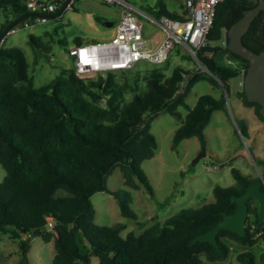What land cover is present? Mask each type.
<instances>
[{
  "label": "trees",
  "instance_id": "obj_1",
  "mask_svg": "<svg viewBox=\"0 0 264 264\" xmlns=\"http://www.w3.org/2000/svg\"><path fill=\"white\" fill-rule=\"evenodd\" d=\"M26 2L0 0V10L6 17L0 24V34L11 20L28 12ZM258 2L221 1L208 42L198 54L201 63L213 74L211 77L227 92L231 80L242 75V68H248L249 61L218 43L225 42L227 29ZM158 4L165 6L163 0ZM154 8L148 7L146 11L153 12L157 18L182 17L177 11L157 10V5ZM243 40L256 51L264 50V10ZM225 53L233 56L238 69L223 63ZM127 69L130 68L120 70ZM100 74L82 78L73 66L36 87L25 53L17 48L0 47V164L6 171L0 184V231L21 239L20 264H30L29 238L38 229L46 241L54 240L56 253L52 264H96V261L98 264H203V254L211 261L227 258L232 250L230 239L248 247H254L260 237L264 239V222L249 217L243 236L222 229L217 236L218 246L201 241L191 245L196 235L218 223L222 211L236 210L231 195L243 194L252 180L235 167L232 169L237 183L216 186L214 202L183 208L140 234L131 231L124 236V222L114 225L96 222L92 196L98 191L112 192L123 216L138 219L131 206L132 192L127 188L110 190L108 178L120 167L126 185L139 188L142 183L153 193L142 162L152 158L158 148L151 122L160 112L167 110L182 120L184 114L179 106L188 108L174 135L173 149H177L181 141L190 137H198L202 146H206L205 130L213 112L227 109L224 94L219 99L213 94H202L193 107L189 106L185 91L203 75L182 66L174 68L170 75L155 67L144 78L145 88L129 101L113 73L107 78ZM130 77L131 83L134 80ZM134 86L139 87L135 81ZM237 95L249 105H260L249 101L243 89ZM106 96V104H102ZM242 122L243 129L246 124ZM249 213H257L251 202ZM50 222L52 225L46 227ZM237 257L246 264H264V252L260 260L254 250L239 252ZM0 264L7 263L0 261Z\"/></svg>",
  "mask_w": 264,
  "mask_h": 264
},
{
  "label": "rangeland",
  "instance_id": "obj_2",
  "mask_svg": "<svg viewBox=\"0 0 264 264\" xmlns=\"http://www.w3.org/2000/svg\"><path fill=\"white\" fill-rule=\"evenodd\" d=\"M128 1L156 19L160 18H157L153 12H147L148 7L154 8L157 5V10L166 9L169 12L177 11L178 13L184 8L183 0H163L165 6L158 4L159 0ZM74 2L72 8H67L61 15H57V18L34 27L11 31L2 42L3 47L17 48L25 53L29 72L34 77L36 87L50 82L63 69L74 66L69 48L79 44L76 38L81 40L80 43H86L110 39L114 34L115 28L106 26L103 20L108 17H118L119 5L102 0H74ZM75 6L81 11L75 12L78 9ZM10 17L13 16L10 15ZM140 17L144 22L147 45L149 47L159 45L157 40L160 43L167 35L164 28L144 15L140 14ZM5 21V13L0 10V24ZM218 44L226 45L225 42ZM189 54L183 44L177 43L171 51L170 58L163 63L143 61L127 70L100 74L107 78L113 73L115 82L117 84L119 82L123 88L124 98L129 101L145 88L144 78L149 76L155 67H160L165 75H170L174 68L182 66L191 69L193 73L201 72L203 75L185 91V100L189 106L193 107L198 98L205 93L213 94L218 99L224 94L227 102V109H217L213 112L205 130L207 138L205 148H202L198 137H190L181 141L177 149H173L175 132L188 112V108L184 105L179 106V110L184 114L182 120L167 110L160 112L152 120L151 131L157 138L158 148L152 158L142 162V168L153 186V193L142 183L139 188L126 185L121 168L116 167L113 170L108 178L109 189L113 191L127 188L132 192L131 206L137 212L138 219L123 216L120 204L112 192L98 191L92 196L96 209V222L101 225L124 222L126 226L122 231L124 236L131 231L140 234L156 223L162 224L183 208H198L214 202L216 186L228 187L237 183L233 167L244 173H253L257 167L252 151L264 156V124L255 123L250 110H244L237 95L238 90L243 86V73L231 80L230 90L227 92L220 82L211 77V71L206 66H204L205 70L199 69L197 61ZM227 55L228 53H225L223 59L227 58ZM227 65L238 69L236 63ZM128 75H131L130 78L138 83L139 87L134 86V81L130 83ZM107 99L108 96L102 100V104H106ZM243 116L248 118V126L244 124L245 127L242 129ZM204 150L206 155L203 154L202 158L194 163ZM5 175L6 171L0 164V184ZM22 238H25L24 234ZM20 242L21 239L0 231V261L7 264H20L22 258ZM230 242H232V250L227 258L211 261L203 254V264H246L239 261L237 257L239 252L254 250L259 260L264 252V239L261 237L254 247L242 245L234 239H230ZM30 243V264H52L56 253L53 239L46 241L43 235L36 234ZM96 264H98L97 261Z\"/></svg>",
  "mask_w": 264,
  "mask_h": 264
},
{
  "label": "built area",
  "instance_id": "obj_3",
  "mask_svg": "<svg viewBox=\"0 0 264 264\" xmlns=\"http://www.w3.org/2000/svg\"><path fill=\"white\" fill-rule=\"evenodd\" d=\"M65 1L27 0L28 12L40 15L27 17L12 31L49 22L53 18L52 14H55ZM103 1L120 6V17L115 26V33L110 39L79 43L69 48L79 77L95 76L102 71L132 68L143 61L163 63L170 58L171 51L177 43L183 44L197 61L200 69L205 70L198 54L208 42L218 5L223 0H183L184 8L179 13L181 18L162 15L160 19L150 16L128 0ZM73 3L74 0L67 8H72ZM140 14L157 22L166 31V37L160 43L157 40L159 45L150 47L147 45L144 22ZM229 55L223 63H236L232 57H228Z\"/></svg>",
  "mask_w": 264,
  "mask_h": 264
},
{
  "label": "water",
  "instance_id": "obj_4",
  "mask_svg": "<svg viewBox=\"0 0 264 264\" xmlns=\"http://www.w3.org/2000/svg\"><path fill=\"white\" fill-rule=\"evenodd\" d=\"M71 1L72 0H66L60 10L55 14H52V17L61 15L67 9ZM262 10H264V0H259L255 7L246 9L244 11V15L227 29L225 44L229 50L243 56L249 61V67L243 75V90L246 92L249 101L259 102L261 104L260 112L264 116V50L260 52L256 51L247 46L243 40L244 35L248 32L253 21ZM31 15L40 14L36 12H27L11 20L6 25L5 29L0 34V47L2 46V42L6 35ZM117 21V18L103 20L108 27H113ZM203 154L206 155L205 150L194 160V163H197L202 158ZM261 171L263 177L257 182L250 183L244 194L231 195V203H235L237 205L236 210L232 213L222 211L221 213L223 217L218 221V223L208 231L196 235L193 238L191 245L201 241L209 242L214 246H218L219 243L217 236L222 229L231 230L241 236L245 235L247 219L249 216L248 200L253 198L259 203V219L264 221V164ZM49 226L50 224L46 227ZM39 233L40 229H38L36 234ZM29 240H31V238H29Z\"/></svg>",
  "mask_w": 264,
  "mask_h": 264
},
{
  "label": "flooded vegetation",
  "instance_id": "obj_5",
  "mask_svg": "<svg viewBox=\"0 0 264 264\" xmlns=\"http://www.w3.org/2000/svg\"><path fill=\"white\" fill-rule=\"evenodd\" d=\"M245 36V35H244ZM237 64V63H236ZM247 70V68H242V71H243V75H244V73H245V71ZM242 84H243V80H242ZM242 89H243V86H242ZM240 101H241V103H242V105H243V107H244V110L246 111V110H250V112H251V117H252V119L255 121V123L257 124V123H259V122H261V123H263L264 124V116L261 114V112H260V114L258 113V110L260 111V108H261V104L259 103V102H257V103H259L260 105L258 106L256 103H254V104H252V105H249V104H247V103H245L244 102V100L243 99H240ZM258 109V110H257ZM242 120H244V122H245V124L248 126V118L246 117V116H243V118H242ZM249 120H250V118H249ZM255 138V137H254ZM256 139V138H255ZM206 146H202V148H205ZM252 156H253V160H254V162H255V164H256V167H257V169L255 170V172H253V173H245L246 175H248L250 178H251V182L250 183H253V182H257L259 179H261L262 177H263V174H262V168H263V164H264V156H260L259 154H255L253 151H252ZM249 183V184H250ZM249 186V185H248ZM247 189H248V187H247ZM246 189V190H247ZM246 190H245V192H246ZM244 192V193H245ZM243 193V194H244ZM239 195V194H238ZM240 195H242V194H240ZM251 202V206H252V208H254V209H257V213L256 214H254V213H249V216H248V219H249V217L251 218V220H253V221H255V218H258L259 219V216H258V211H259V203L256 201V199H250V200H248V204ZM234 212V211H233ZM229 213H232V212H229ZM248 219H247V221H248ZM262 222H264V221H262Z\"/></svg>",
  "mask_w": 264,
  "mask_h": 264
},
{
  "label": "crops",
  "instance_id": "obj_6",
  "mask_svg": "<svg viewBox=\"0 0 264 264\" xmlns=\"http://www.w3.org/2000/svg\"><path fill=\"white\" fill-rule=\"evenodd\" d=\"M103 1V0H102ZM75 3V2H74ZM76 7V6H75ZM76 8H78V7H76ZM81 10H80V8H78L77 9V11H75V12H80ZM119 17H120V15L118 16V17H114V18H117V19H119ZM104 19H112L111 17H108V18H104ZM117 23V22H116ZM105 24V23H104ZM106 25V24H105ZM107 26V25H106ZM115 26H116V24L113 26L114 28H115ZM114 33H115V31H114ZM106 40V39H105ZM98 41V40H97ZM217 166V165H216Z\"/></svg>",
  "mask_w": 264,
  "mask_h": 264
},
{
  "label": "clouds",
  "instance_id": "obj_7",
  "mask_svg": "<svg viewBox=\"0 0 264 264\" xmlns=\"http://www.w3.org/2000/svg\"><path fill=\"white\" fill-rule=\"evenodd\" d=\"M58 12V11H57ZM18 27V26H17ZM50 224V223H49ZM52 224H50V226H51Z\"/></svg>",
  "mask_w": 264,
  "mask_h": 264
}]
</instances>
